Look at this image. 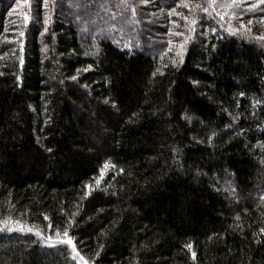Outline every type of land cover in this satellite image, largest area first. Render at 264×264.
Returning a JSON list of instances; mask_svg holds the SVG:
<instances>
[{"label":"trees","instance_id":"trees-1","mask_svg":"<svg viewBox=\"0 0 264 264\" xmlns=\"http://www.w3.org/2000/svg\"><path fill=\"white\" fill-rule=\"evenodd\" d=\"M146 1L0 0V264H264V0Z\"/></svg>","mask_w":264,"mask_h":264},{"label":"rangeland","instance_id":"rangeland-1","mask_svg":"<svg viewBox=\"0 0 264 264\" xmlns=\"http://www.w3.org/2000/svg\"><path fill=\"white\" fill-rule=\"evenodd\" d=\"M139 3L140 4H143V5H145V4H147V6L149 7V6H151V4L149 3V2H147L146 0H139ZM152 4H153V2H152ZM158 14L157 13H152V16H153V19H154V17H156L158 20H159V17L157 16ZM91 22V21H90ZM128 23H126L127 25H130V24H132V22L131 21H127Z\"/></svg>","mask_w":264,"mask_h":264}]
</instances>
